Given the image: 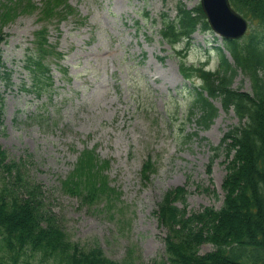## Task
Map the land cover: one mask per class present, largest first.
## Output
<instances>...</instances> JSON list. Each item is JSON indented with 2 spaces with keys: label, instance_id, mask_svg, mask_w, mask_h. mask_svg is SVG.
Wrapping results in <instances>:
<instances>
[{
  "label": "rangeland",
  "instance_id": "1",
  "mask_svg": "<svg viewBox=\"0 0 264 264\" xmlns=\"http://www.w3.org/2000/svg\"><path fill=\"white\" fill-rule=\"evenodd\" d=\"M66 2L74 13L44 17L43 0H32L30 10L16 9L14 18L4 23L0 19L6 34L0 45L2 58L11 72L8 84L0 79V145L6 160L24 157L25 171L44 187L45 207L71 240L84 249L99 246L116 261L151 264L166 257L165 229L154 213L165 191L185 187L188 212L222 206L227 158L224 149L211 146L240 121L233 109L225 111L218 98L210 97L216 116L209 126L198 125L199 110H189L191 88L199 79L183 78L179 54L159 32L162 14L174 18L178 2L194 8L199 0ZM40 29L47 34V50L51 45L56 50L45 57L54 78L50 100L49 93L30 90L24 65ZM249 31L264 36V26L250 21L246 35ZM218 46L221 37L198 28L185 61L216 69ZM232 86L251 91L249 77L240 70ZM86 149L108 160L107 180L120 194L111 211L102 202L82 205L60 188ZM148 157L154 170L143 180L141 168ZM213 248L204 242L198 251L204 254Z\"/></svg>",
  "mask_w": 264,
  "mask_h": 264
},
{
  "label": "trees",
  "instance_id": "2",
  "mask_svg": "<svg viewBox=\"0 0 264 264\" xmlns=\"http://www.w3.org/2000/svg\"><path fill=\"white\" fill-rule=\"evenodd\" d=\"M230 2L253 23L264 26V0ZM32 7V0H1L0 19L4 23L16 16V9L28 11ZM41 11L48 17L53 13L69 14L73 9L66 0H43ZM198 27L209 29L201 7L189 9L178 2L176 16L169 19L163 14L160 29L162 37L174 47L185 42L184 50L177 52L180 72L186 80L199 79L191 88L189 113L197 108L198 125L209 126L217 113V107L209 98H218L225 111L233 109L240 124L224 131L218 145L211 146L212 150L224 149L227 158V171L221 184L222 206L188 212L185 187L165 191L154 213L165 229L166 257L155 259L151 264H264V36L250 31L242 39L224 40L223 45L234 64L219 48L217 68L210 70L202 64L185 63L191 34ZM4 39L5 33L0 29V44ZM47 46L42 29L37 33L35 48L25 60L31 88L36 92L50 91L53 84L44 59L48 52L54 51L47 50ZM238 70L249 77L251 91L233 88ZM1 78L8 84L11 72L5 69L0 49ZM1 112L0 102V115ZM52 118L50 116L49 123ZM6 158L7 152L0 145V264L21 261L29 264H136L126 258L110 259L99 246L84 249L71 240L57 223L54 212L45 207L44 187L25 171L24 157ZM107 161L100 160L94 150L82 151L68 176L61 180V190L74 195L82 205L102 202L111 211L120 194L107 180ZM153 170V162L148 157L142 165L141 178L146 180ZM178 201L183 207L178 206ZM204 242H210L214 248L200 254L199 246Z\"/></svg>",
  "mask_w": 264,
  "mask_h": 264
},
{
  "label": "water",
  "instance_id": "3",
  "mask_svg": "<svg viewBox=\"0 0 264 264\" xmlns=\"http://www.w3.org/2000/svg\"><path fill=\"white\" fill-rule=\"evenodd\" d=\"M210 27L225 38H240L247 28L246 19L231 7L229 0H200Z\"/></svg>",
  "mask_w": 264,
  "mask_h": 264
}]
</instances>
